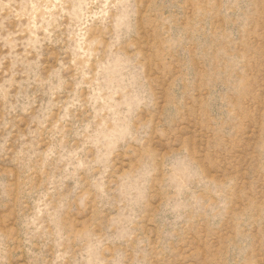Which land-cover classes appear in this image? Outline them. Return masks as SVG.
Wrapping results in <instances>:
<instances>
[{"label":"clouds","instance_id":"clouds-1","mask_svg":"<svg viewBox=\"0 0 264 264\" xmlns=\"http://www.w3.org/2000/svg\"><path fill=\"white\" fill-rule=\"evenodd\" d=\"M0 264H264V0H0Z\"/></svg>","mask_w":264,"mask_h":264}]
</instances>
